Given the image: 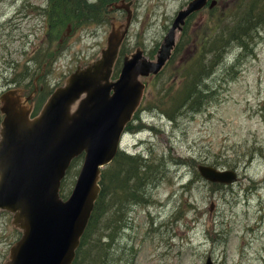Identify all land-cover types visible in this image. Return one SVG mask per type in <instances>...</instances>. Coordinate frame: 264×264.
I'll return each instance as SVG.
<instances>
[{"label": "rangeland", "instance_id": "rangeland-1", "mask_svg": "<svg viewBox=\"0 0 264 264\" xmlns=\"http://www.w3.org/2000/svg\"><path fill=\"white\" fill-rule=\"evenodd\" d=\"M112 1L117 0H0V94L22 87L26 95L34 86L42 87L32 112L37 114L78 64L99 56L110 22L124 20V10H108ZM126 1H132V21L122 54L140 47L154 59L188 0ZM239 1L217 0L213 11H199L178 33L172 63L142 78L143 98L120 150L139 154L152 169L136 199L124 201V192L114 191L115 202L124 205L117 211L115 205L106 218L120 221H114L118 235L110 249L118 264H204L207 255L216 264H264V21L252 32L248 47L233 43L223 50L221 62L205 79L209 97L198 112L181 109L170 120L164 111L184 78L185 65L201 49L199 39L229 25L230 6ZM30 52L34 62L28 72ZM2 118L0 113V123ZM81 163L65 174L66 197ZM200 163L233 169L237 180L207 181L197 171ZM11 219L10 212L0 211V264L20 235ZM100 229L104 243L109 231ZM97 257L96 264H103L102 254Z\"/></svg>", "mask_w": 264, "mask_h": 264}, {"label": "water", "instance_id": "water-1", "mask_svg": "<svg viewBox=\"0 0 264 264\" xmlns=\"http://www.w3.org/2000/svg\"><path fill=\"white\" fill-rule=\"evenodd\" d=\"M217 0H188L180 8L149 59L140 47L124 54L112 78L121 44L132 21V1L117 0L108 10H124L112 20L99 56L68 74L31 116L20 87L0 94V211L12 214L20 236L3 264H71L100 193L102 168L120 149L126 125L143 98V77L157 75L171 57L186 20ZM83 155L73 188L66 198L60 183L71 161ZM202 178L213 183L237 180L233 169L197 164ZM204 264H216L209 255Z\"/></svg>", "mask_w": 264, "mask_h": 264}, {"label": "trees", "instance_id": "trees-1", "mask_svg": "<svg viewBox=\"0 0 264 264\" xmlns=\"http://www.w3.org/2000/svg\"><path fill=\"white\" fill-rule=\"evenodd\" d=\"M216 7L217 3L214 7L207 8L213 11ZM199 11L187 18L182 33L186 31L191 20ZM229 11L231 12L229 17L231 22L229 25L217 31L216 35H205L201 40L199 39L200 51L188 66L185 65L184 72H182L184 78L177 92L170 96L168 103L165 105L164 111L170 120H173L181 109L194 113L198 112L203 104H205L209 97L205 86V79L212 73L215 66L221 62L224 49L231 47L233 43L236 45V48L242 50L249 46L248 40L252 36V32L264 21V0H240L237 4L234 3V6H230ZM177 47L175 46V51L178 50ZM122 56V49H120L118 59L114 66V76L120 70ZM172 61L173 57L171 55L166 65H169ZM165 95H168V93L166 92ZM163 97L160 98V103L165 102ZM80 161H82V155L75 157L71 161L66 175ZM149 167L151 168L139 154H132L119 149L111 162L102 168L100 179L101 190L95 201L94 208L80 238L79 246L76 249L75 257L71 264H96L99 254H102L100 260L104 262L103 264L119 263L118 261L114 262L111 258L112 254L110 249L118 235L117 223H120V221L115 218H106V215L109 214L115 205H117V209L115 207L117 211L122 209L121 207L124 205V201L139 197L137 194L139 188L151 176V173H148ZM63 182L64 180L61 181L60 185V196L66 198L67 193L64 190ZM116 190L124 192V195L127 196L124 201L115 202L114 191ZM114 221L117 222L116 225ZM113 226L115 230H113ZM100 227L109 231L105 237L103 236L107 240L104 243L99 238Z\"/></svg>", "mask_w": 264, "mask_h": 264}, {"label": "flooded vegetation", "instance_id": "flooded-vegetation-1", "mask_svg": "<svg viewBox=\"0 0 264 264\" xmlns=\"http://www.w3.org/2000/svg\"><path fill=\"white\" fill-rule=\"evenodd\" d=\"M116 11H119V10H116ZM26 14V13H25ZM122 44H123V42H122ZM122 44H121V46H122ZM31 52L28 54V56L25 58L26 59V62H25V65H28V72H30L31 71V63H33L34 62V58L31 56ZM24 59V60H25ZM78 66H82L81 64H78L77 66H76V68L78 67ZM72 72V71H71ZM13 75H14V77H17L18 76V78H19V75H20V73H18V71L16 70V69H14V72H13ZM23 78H25V77H23ZM66 78V77H65ZM37 79V77L35 78V80ZM65 80V79H64ZM18 82H20V80H18ZM63 83H64V81H63ZM62 83V84H63ZM21 89H22V91H23V88L22 87H20ZM42 87H40V88H38L37 86H34V88H33V90L31 91V92H29L28 94H26V95H24V94H22V96L23 97H26V96H28L29 94H31L32 93V97H31V99H29V100H27V103L29 104V105H31L32 106V112H33V110H34V108L37 106V94H38V92H39V89H41ZM52 92V91H51ZM50 92V93H51ZM50 95V94H49ZM48 95V96H49ZM47 96V97H48ZM46 100V99H45ZM45 102V101H44ZM43 102V103H44ZM43 105V104H42ZM42 105H41V107H42ZM40 110V109H39Z\"/></svg>", "mask_w": 264, "mask_h": 264}, {"label": "bare ground", "instance_id": "bare-ground-1", "mask_svg": "<svg viewBox=\"0 0 264 264\" xmlns=\"http://www.w3.org/2000/svg\"><path fill=\"white\" fill-rule=\"evenodd\" d=\"M120 67H121V65H120ZM122 234V233H121Z\"/></svg>", "mask_w": 264, "mask_h": 264}]
</instances>
